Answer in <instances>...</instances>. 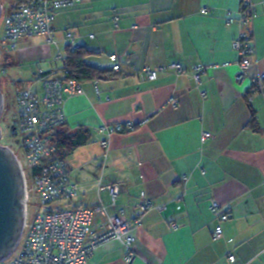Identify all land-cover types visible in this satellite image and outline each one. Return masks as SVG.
<instances>
[{
    "label": "crops",
    "instance_id": "obj_1",
    "mask_svg": "<svg viewBox=\"0 0 264 264\" xmlns=\"http://www.w3.org/2000/svg\"><path fill=\"white\" fill-rule=\"evenodd\" d=\"M241 2L80 0L58 11L51 36H43L48 47L32 50L50 64L39 69L52 70L56 52L69 51L71 32L89 53L86 62L107 72L80 82L82 93L66 100V120L55 133L90 134L71 154H78L75 169L83 162V206L69 207L109 205V191L100 189L107 185L120 189L117 202L127 207V220L139 214L142 194L163 206L141 215L130 264H264V94L250 93V106L246 98L264 75V0H252L254 63L237 81L234 20ZM172 63L182 71L169 69ZM198 67L204 71L195 79ZM145 68L156 72L154 79ZM118 123L135 129L109 137L98 131ZM203 132L211 134L205 143ZM212 199L229 212L219 240L212 238ZM124 255L113 239L98 245L90 262L128 264Z\"/></svg>",
    "mask_w": 264,
    "mask_h": 264
},
{
    "label": "built area",
    "instance_id": "obj_2",
    "mask_svg": "<svg viewBox=\"0 0 264 264\" xmlns=\"http://www.w3.org/2000/svg\"><path fill=\"white\" fill-rule=\"evenodd\" d=\"M3 1L0 0V20L3 19L0 46L15 51L22 38L50 37L58 11L80 0H7L6 7ZM254 14L252 0H242L239 16L234 20L240 26L233 41L239 58L237 81L246 78L254 63ZM67 39L70 51L79 48L71 32H67ZM110 58L117 62L115 55ZM53 60L58 67L49 71L38 69L29 85L15 90L18 114L14 138L18 141L17 149L22 152V158L11 149L19 160L24 177V220L17 244L0 259V264H91L97 246L113 239L123 245L124 260L130 264L136 257L135 229L141 215L153 208L161 210L163 206H155L142 194L136 206L139 214L136 219L127 220V207L118 204L120 189L115 185L100 186V189L109 191V205L62 206L78 196L79 187L70 179L66 160L58 154L55 130L66 120V100L82 91L80 81L71 77L70 69L65 66L64 54L58 50ZM118 68V65L114 66V70ZM168 68L176 73L182 71L178 63H172ZM157 71L162 72L164 68ZM202 71V67L196 68L195 79ZM144 73L148 79L156 76L150 68H145ZM263 81L264 75H258L253 87L264 94ZM134 129L132 123H118L103 125L98 131L109 137L116 132ZM210 137V133L203 132L201 142L205 143ZM2 139L1 133L0 144ZM108 142L106 139L101 143L105 149ZM209 209L217 220L212 238L219 240L224 236L223 225L229 219V212L216 199L211 200ZM172 226L177 227L176 224Z\"/></svg>",
    "mask_w": 264,
    "mask_h": 264
},
{
    "label": "rangeland",
    "instance_id": "obj_3",
    "mask_svg": "<svg viewBox=\"0 0 264 264\" xmlns=\"http://www.w3.org/2000/svg\"><path fill=\"white\" fill-rule=\"evenodd\" d=\"M7 0L3 1L6 7ZM3 34V19L0 20V39ZM48 42L43 36L31 37L28 41L20 40L15 51L9 48H2L0 46V90L3 94V109L0 114V129L3 136L1 144L14 149L17 155L22 158V152L18 150V141L14 138V127L17 124V106L15 102V90L19 86H26L27 80H32L34 71L39 68H47L50 66L49 62L40 59L37 56H32V50L39 49L43 46L48 47ZM50 56L54 54L55 48L51 47ZM27 52L26 59H20L19 54ZM18 55L16 61L15 55ZM32 78V79H31ZM69 155L66 159L68 168L71 170L70 179L78 182L79 193L69 203H62V206H83V162L80 169H75L74 165H78L76 157ZM79 166V165H78ZM82 167V168H81ZM76 180V181H75ZM64 204V205H63Z\"/></svg>",
    "mask_w": 264,
    "mask_h": 264
},
{
    "label": "water",
    "instance_id": "obj_4",
    "mask_svg": "<svg viewBox=\"0 0 264 264\" xmlns=\"http://www.w3.org/2000/svg\"><path fill=\"white\" fill-rule=\"evenodd\" d=\"M3 103L0 90V114ZM24 197V177L19 160L10 147L0 144V259L13 250L20 238Z\"/></svg>",
    "mask_w": 264,
    "mask_h": 264
},
{
    "label": "trees",
    "instance_id": "obj_5",
    "mask_svg": "<svg viewBox=\"0 0 264 264\" xmlns=\"http://www.w3.org/2000/svg\"><path fill=\"white\" fill-rule=\"evenodd\" d=\"M88 55L89 53L82 47H79L74 51L69 50L64 55V63L65 66L70 69V76L76 78L80 82L96 80L101 78L103 74L107 73L97 67L89 65L85 60ZM253 91H257V89L253 87V89L246 95L248 105V97ZM251 112V124L254 125L256 124V119L253 109H251ZM56 137L58 154L62 159L66 160V158L76 149L84 146L88 142L90 134L87 129H79L73 134L59 133Z\"/></svg>",
    "mask_w": 264,
    "mask_h": 264
}]
</instances>
